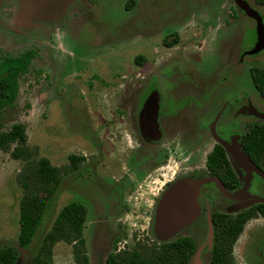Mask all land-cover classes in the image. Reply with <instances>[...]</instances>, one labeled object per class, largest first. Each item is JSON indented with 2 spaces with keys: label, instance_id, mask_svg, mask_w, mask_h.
<instances>
[{
  "label": "flooded vegetation",
  "instance_id": "1",
  "mask_svg": "<svg viewBox=\"0 0 264 264\" xmlns=\"http://www.w3.org/2000/svg\"><path fill=\"white\" fill-rule=\"evenodd\" d=\"M47 1L0 0V61H9L17 65L15 68L22 69L14 105L20 83L32 67L38 68L46 60L55 59L56 66L64 68L68 57L63 56L67 50L62 39L70 34L72 24L78 20L91 22L95 7L105 13L112 4L105 0H83L76 9L78 0L63 1L64 7L54 0L49 1L51 6L45 7ZM168 1L127 0L123 7L127 24H133L128 36L147 40L138 44L137 49L146 47L148 59L138 55L135 60L139 66H149L151 77L146 83L122 85L120 81L118 88L130 86L129 91L117 88L108 102L106 111L112 118L105 122L106 129L117 137L115 131L120 132L118 129L124 127L132 142L124 150L128 163L117 181L119 197L114 198L113 214L150 216L157 244L178 243L189 255L186 264H239L240 260L243 264H260L264 259V227H249L251 222L264 220V203L253 201V197L264 199V148L252 156L249 135L252 126L264 124V113L254 110L251 114L253 102L248 85L243 86L242 93L235 94L231 87L229 95V86L218 87L209 80L202 82L193 72L196 51L204 48L209 38L206 35L213 34V28L207 26L204 33L203 27L191 37L185 33L188 24L206 25L204 21L211 15L216 16L214 13L218 15L216 24L225 26L240 16H235L233 10L226 17L220 11H211L210 7L167 16ZM232 1L240 15L255 19L257 31V18L244 10L250 0ZM254 3L261 7L264 0H254ZM147 7L152 9L153 16L149 15ZM206 46L212 50V46ZM51 48L56 49L57 54L50 53ZM250 52L249 48L251 56ZM226 64L228 67V60ZM139 89L144 94L137 95ZM216 149L223 160L221 165L213 163L210 167L208 160ZM173 155L181 159V163L172 169L169 165ZM186 179L209 180L200 188V213L176 235L159 241L155 235V220L161 198L174 184ZM133 200L144 201L140 206L146 210L131 213ZM248 216L229 251L235 233L230 220L240 222L242 217ZM243 234L247 236L244 243L241 242ZM220 247L223 250L219 259Z\"/></svg>",
  "mask_w": 264,
  "mask_h": 264
},
{
  "label": "rangeland",
  "instance_id": "2",
  "mask_svg": "<svg viewBox=\"0 0 264 264\" xmlns=\"http://www.w3.org/2000/svg\"><path fill=\"white\" fill-rule=\"evenodd\" d=\"M49 1L45 7L51 6ZM54 1L64 7L63 1L69 3L72 0ZM82 1H77L76 9ZM105 1L112 2L107 12L95 7L91 22H74L70 34L62 39L67 50L63 56L68 57L64 60V68L56 66L55 59L46 60L38 68L32 67L20 83L17 103L4 110L0 121V132L8 131L14 124H24L26 146L32 152V161L47 158L52 166L61 170V185L31 250L19 248L20 256L24 258L22 264H31L33 250L50 230L60 209L75 201L88 209L83 238L90 264H106L107 256L112 253L123 256L140 253L143 258H148L159 248L150 216H115L112 211L114 198L119 197L117 181L128 163L124 150L132 142L124 127L118 129L120 132L115 131L117 137L106 129L105 122L112 118L106 111L108 102L115 96L120 81L122 85L127 82L146 83L150 80L151 70L148 65L139 66L135 60L138 55L148 59L146 47L137 49L138 44L147 43V40L128 36L133 24H127L123 11L127 0ZM248 4L250 7L247 5L245 8L256 12L264 25V4L256 7L254 0ZM206 7L220 11L226 17L234 10V15L240 17L230 21L229 25H217L218 15L214 13L216 16L210 14L204 21L206 25L201 22L187 25L185 33L188 37L201 32L203 27L204 33L207 26L213 28V34L206 35L209 38L204 48L196 51L193 72L202 82L209 80L218 87L229 86V95L231 87H234L235 94L238 91L242 93L243 86L248 85L253 102L250 104L251 114L254 110L264 113V100L256 91L249 72L253 65L264 68V46L258 52L254 50L251 56L248 54L249 48L251 52L259 48L255 19L240 15L232 0H169L165 15L174 16L182 11V14H190ZM146 9L153 16L152 9ZM206 45L212 46V50ZM50 53L57 54V50L51 48ZM226 60L229 61L228 67ZM241 62L246 65L242 66ZM129 87L118 90L129 91ZM137 92V95L144 94L141 89ZM14 148L12 145L10 151H0V247L18 246L20 233V204L25 189L18 178L26 161L11 156ZM70 155L84 157L74 170H70ZM180 163L181 159L173 155L169 166L173 169ZM143 202L133 200L130 212L146 210L140 206ZM253 227H264V220L251 222L249 229ZM243 236L242 243L247 237ZM53 255V264H75L73 245L59 242L53 249ZM263 261L260 264H264ZM239 262L243 264L242 260Z\"/></svg>",
  "mask_w": 264,
  "mask_h": 264
},
{
  "label": "trees",
  "instance_id": "3",
  "mask_svg": "<svg viewBox=\"0 0 264 264\" xmlns=\"http://www.w3.org/2000/svg\"><path fill=\"white\" fill-rule=\"evenodd\" d=\"M9 61H0V121L3 111L13 106L17 96V80L22 69L14 67ZM250 75L254 86L264 99V68L253 66ZM26 126L17 123L11 126L8 131L0 132V151H10L15 145L11 156L16 160L26 161L19 175V183L25 189V195L20 204L18 248L13 245L0 247V264H16L20 257V249L29 250L39 235L44 220L51 209L54 197L59 190L62 179L60 168L51 165L49 159L41 158L39 161H32V152L26 146ZM250 152L254 153L264 148V124L252 126L249 135ZM84 157L70 155V170L76 169ZM219 150L216 149L209 157L208 165L222 163ZM88 209L78 201L70 202L62 207L50 230L47 231L40 244L33 250L31 264H53V249L59 242L73 245L75 264H89V258L85 252V239L83 230L87 221ZM248 217H242L240 222L231 221L234 225V238L230 242V249L243 231V225ZM225 225H227V222ZM223 248L220 247L222 256ZM140 253H133L131 256H123L120 253L109 254L106 264H186L189 255L186 249L178 243L170 245L161 244L158 249L151 252L150 257L143 258ZM220 262V261H218Z\"/></svg>",
  "mask_w": 264,
  "mask_h": 264
},
{
  "label": "water",
  "instance_id": "4",
  "mask_svg": "<svg viewBox=\"0 0 264 264\" xmlns=\"http://www.w3.org/2000/svg\"><path fill=\"white\" fill-rule=\"evenodd\" d=\"M246 11L251 17L257 18L259 48H257L255 52H258L260 51L259 49L264 46V25L262 24V19L256 12L250 9H246ZM252 53L253 51L250 54ZM208 181L209 180H180L164 194L161 198L155 220V235L159 241L170 239L198 217L200 213L198 205L200 188ZM253 201L264 203V199L256 197H253ZM23 262L24 258L20 256L16 264H22Z\"/></svg>",
  "mask_w": 264,
  "mask_h": 264
}]
</instances>
